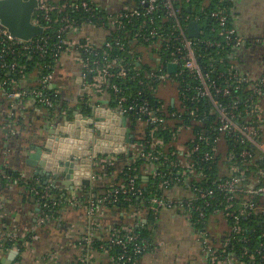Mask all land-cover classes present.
Instances as JSON below:
<instances>
[{
    "label": "built area",
    "instance_id": "obj_1",
    "mask_svg": "<svg viewBox=\"0 0 264 264\" xmlns=\"http://www.w3.org/2000/svg\"><path fill=\"white\" fill-rule=\"evenodd\" d=\"M50 1L39 0L38 11L44 12L47 25L42 26L36 14L34 22L44 29V33L51 29L53 24L60 25L59 42L54 54L56 66L52 73L39 78L38 87L31 92L18 93L13 89L8 91L6 89L9 82L7 79H0V90L12 99L28 95L37 98L45 107H52L53 102L48 90L53 91L51 86L54 84L60 61L71 57L72 62L79 67L83 84L88 86L91 92L96 96H104L109 94V91L113 92L118 104L115 112L119 116L133 118L139 123L143 122L146 127H150L152 136L159 131H169V126L171 128L179 157L178 162L169 163L170 167L167 171H170L171 176L174 174L173 170L176 171L177 177L164 181L161 186L165 187L166 191L177 186L181 187L186 195L181 199L166 195L153 197L148 200V207L144 211H148L153 216L164 209H177L187 214L198 230L207 256V264H264V111L261 106L264 97V77L258 81H252L242 75L238 69L236 62L238 50L244 47L246 42L233 24L234 0H216L215 8L206 12L205 21L211 22L209 32L214 35V39L204 41H201V37L206 32L201 17L192 14L185 15L179 0H139L138 2L124 0L121 8L115 11L106 10L91 0H66L62 6ZM205 1L207 7L209 0ZM70 7L77 11L84 10L92 17L96 16V25L89 20L79 27L76 20L64 15L66 9ZM99 9L105 10L108 16H98ZM159 11L164 12L163 23L172 20L173 25L168 33L160 31L161 28L154 17L159 14ZM139 17L149 18L150 27L142 36L148 47L141 48L143 59H138V65L143 62L153 67L149 73L145 74V77L153 84H157V87L151 85L149 89L157 94L161 101L162 106L157 109L151 106L149 100L141 99L143 91H139L135 97L127 95L122 86L136 81L143 84L139 81L140 70L131 67L125 58L115 55V51L125 50V44L122 41L116 39L107 41V37L112 36V31L121 29L124 22L131 23ZM108 22L112 26L110 31L105 29ZM192 22H198L200 25L198 38L189 37V25ZM85 29L96 30L103 36L94 42L85 33L83 35ZM65 34L69 36L64 38ZM35 39L25 42L13 38L9 31L0 24L1 68L9 72H15L18 69L17 63L11 65L6 63L9 54H13L17 47L27 52L33 49L44 52L43 41H35ZM200 42L208 48L229 49L224 60L230 66L226 70H219L214 65L210 67L203 65L201 56L196 50ZM171 64L177 66V71L174 73L168 70ZM184 74H187V79L191 82L181 87L177 79ZM89 76L92 77L90 84L88 83ZM194 82H198L195 87ZM15 83V81L12 82L13 85ZM246 85L254 89L257 100L254 102L252 96H245L242 99L244 108L240 109L238 97L245 91ZM167 86H172L175 96L169 102H164L161 91ZM54 92L56 96H60L57 91ZM188 93L191 95L187 96ZM181 96L184 101L195 102L203 99L211 104L212 114L216 118L211 129H208L202 121H198L203 124V128L199 133L194 134L191 125L183 124L185 117L192 119L197 117L199 109L189 111L182 107ZM169 105L175 109L174 112L169 111ZM226 136L232 137L243 146L239 154L236 151L228 152ZM117 143L122 144V142ZM188 143L190 148L187 146ZM204 145L210 148L209 151L203 153L202 160L205 162H213L221 151H223V160L230 161L239 158L244 162L242 165L232 166L229 176L224 180L216 181L215 188H204L197 185L198 182L205 180L207 175L196 170L191 156L203 152ZM156 146H164L163 140L155 139L152 146L153 151L149 152L141 149L140 143L138 146L135 145L133 162L138 158L147 162H157L162 157L164 164L167 163L168 157L165 158L167 154L157 151ZM125 151L127 150L123 148V152ZM177 152L174 155L177 156ZM113 157L114 154L107 157L96 156V160L93 159L94 171L92 170L91 180L101 179L100 172L114 165ZM153 175L157 177L160 172L154 168ZM3 178L22 184L38 198L44 210L58 208L64 204L63 200L53 194L54 189L59 187L54 181L44 185L42 181L29 179L24 174L8 173H5ZM136 180L132 178L126 186L111 187L107 194L99 200H95L92 195L84 202L74 196L66 200L65 204H68L69 208L80 207L87 218L86 231L81 238L84 251L80 260L81 264H116L117 260L133 261V264H139L140 258L150 250L151 244L142 240L141 235L134 232L128 225L123 226L122 229H114L112 234L105 239L108 243L124 250L117 260L107 257L106 262H99L96 260V251L92 248L103 226L99 222L100 215L103 213L101 204H117L120 194L125 196L128 202L131 201L130 195L131 197L138 196L140 199L142 193L140 189H137ZM130 218L135 220L140 217L136 211L131 213ZM49 219L50 217L40 215L38 227L45 225ZM134 225L139 226L140 224L134 222ZM212 227L218 229L219 235L210 233ZM34 233L36 232L2 231L0 233V264H4L7 255L12 252L18 253L16 259L19 257L13 264H21L20 257L31 246L30 241L39 239L36 234L30 236ZM7 243L12 246L6 248ZM130 246L132 256L127 257ZM101 248L106 250L105 246ZM105 253H108L107 250Z\"/></svg>",
    "mask_w": 264,
    "mask_h": 264
},
{
    "label": "crops",
    "instance_id": "obj_2",
    "mask_svg": "<svg viewBox=\"0 0 264 264\" xmlns=\"http://www.w3.org/2000/svg\"><path fill=\"white\" fill-rule=\"evenodd\" d=\"M53 1L57 3L60 0ZM91 1L109 11L119 10L124 2V0ZM232 18L238 34L246 42V45L238 50L236 60L238 69L250 80L258 81L264 77V0H234ZM84 33L94 42L103 36L93 29H85L83 35ZM64 60L66 61L64 71L60 75L56 89L52 90L57 91L61 97L63 94H61V89L68 88L64 93L65 98H61L69 104L70 109L81 110L84 104L92 102L96 108L115 112L114 108L110 106L111 96L109 94L96 96L82 81L76 89L72 87L76 79L74 75L79 74V67L72 62L71 57ZM79 77L82 80L80 74ZM39 80V72L36 71L16 82L12 89L18 93H28L38 87ZM86 88H89L88 94L81 97L80 92ZM174 96L173 91L165 89L161 91L164 102H169ZM261 106L264 111V97ZM49 121V113L39 105L34 97L27 95L19 99H12L7 97L4 92H0V224L3 223L4 228H8L9 231L29 233L35 231L38 234V241H35L21 255V264H81L80 260L84 251L79 243L87 227L84 211L70 210L65 212L61 218L52 221L50 225L38 227L41 214V204L38 198L22 184L3 178L5 173L24 174L29 179H38L43 182L42 178L35 176L31 170L25 169L21 163V151L29 145L35 144L40 133L44 135L49 133ZM56 124L55 121L51 123L52 127H55ZM102 124L108 129L105 123ZM115 127L114 130L119 127L125 132L127 129H131L134 136L133 143L125 141L120 143L121 145L109 143V146L101 143L103 147L112 146L114 148L116 153L113 159L116 162L118 156L135 152L134 146H138V143L145 139L146 128L130 117H128L126 126L119 123L115 124ZM5 131L9 132L5 133ZM96 135L97 140L104 142L105 138L100 137L99 133ZM104 135L107 133L105 132ZM123 148L127 151L123 152ZM98 156L107 157L110 154H98ZM153 173V166H145V169L142 170L145 183L149 182ZM91 181V185L88 187H76L74 194L64 185L57 182L55 184L72 197L82 199L100 188L101 179ZM108 182H110L109 187L122 185L121 180L118 181L117 174L112 175ZM144 184L143 187L146 186ZM165 195L181 199L186 194L181 190V187L177 186L166 191ZM137 214L143 221L150 222L152 236L151 248L140 258L139 264H207V256L198 230L183 211L164 209L153 216L148 211L138 210ZM130 216L119 209L104 210L100 215L99 222L103 226L110 227L111 230L120 225H129L132 220ZM210 230L213 235L220 233L217 228L213 229L212 227ZM10 254L5 259L6 263L10 260ZM17 259L15 258L11 264L15 263L14 261ZM96 260L104 263L108 259L107 256L96 253ZM6 263L4 262V264Z\"/></svg>",
    "mask_w": 264,
    "mask_h": 264
},
{
    "label": "trees",
    "instance_id": "obj_3",
    "mask_svg": "<svg viewBox=\"0 0 264 264\" xmlns=\"http://www.w3.org/2000/svg\"><path fill=\"white\" fill-rule=\"evenodd\" d=\"M138 2L139 0H134V2ZM51 3H56L53 0L50 1ZM66 0H60L57 1L56 4L62 6ZM205 0H179V4L183 7V13L185 15L192 14L194 16H200L202 19V22H204V30L205 35L201 37V41L208 40V39H214V35L209 32V28L211 27L210 21H205L206 12H209L213 8H215L216 0H209V4H207V7L205 6ZM138 4V3H137ZM136 4V5H137ZM135 5V6H136ZM226 5H228L226 3ZM232 3L230 4V6ZM189 8H191V11H189ZM98 16H108V13L103 10L99 9L97 11ZM64 15L69 16L71 19L76 20L79 24V27L85 25L84 23L88 22L89 20H92L94 25L97 23L96 16L92 17L91 14H88L84 10H75V8L70 7L67 8L64 12ZM159 16V17H158ZM164 16L163 11H159V14L154 16L157 19V24L161 28L160 31H164L166 33L169 32L170 28L172 27V20L168 22H162ZM36 18L40 22L42 26H46L47 23L44 20V12L38 11L36 13ZM56 18V14H55ZM151 19V18H150ZM101 26V24H100ZM85 27V26H84ZM105 29L106 31H110L111 25H109V22L106 23ZM150 27L149 18L145 17H139L137 19H134L131 23L124 22V26L121 29H117L115 31H112V36L107 37L108 40L116 39L120 40L125 44V50L115 51V55L119 56L121 58H125L126 62L131 64L130 66L133 68H138L140 70V77L139 81L143 82V84H139L136 82H128L127 85L122 86L127 95L131 97H135L139 91H143V95L141 96V99H147L150 101L151 106L154 108H159L162 106L160 99L158 98L157 94H154L150 89L151 85H154L157 87V84H153L151 80H148L145 77V74L149 73L153 67L149 66L148 64H144L143 62L138 65V59H143V52L141 51V48L148 47V44H145L142 36L146 34V30L148 31ZM60 28V25L53 24L51 29H48L45 31L44 35L35 39V41H43L45 44V50L44 52L39 50H30L29 52L22 50L21 47H17L15 49V52L13 54H9L8 58L6 59V63L9 65L13 63L18 64V69L15 72H9V70H6L4 68H1V62H0V79L2 80H8V85L6 86V89L8 91L12 90L13 84L12 82H19L23 77L26 75H29L33 72H39V78H41L44 75L52 73L54 67L56 66V58L54 57L57 43L59 42L58 38V29ZM69 35H63L64 38H67ZM45 39V41L43 40ZM197 53L199 56H201V63L205 65L206 67H210L211 65H214L219 70H226L230 65L225 62L224 58L226 57V53L229 52V49L224 50H217L213 48H208L205 46V44H202L201 42L196 47ZM177 82L179 85L186 86V84L190 83L191 81L187 79V74H184L183 76H180L177 79ZM198 84V82H194L193 86L195 87ZM1 92V90H0ZM182 92V88H181ZM54 91L48 90V94L50 95L53 106L52 107H45L43 104L39 102L37 98V102L39 105L47 110L50 114H63L64 112H73L72 109H70L69 104L62 100L60 96H56L54 94ZM111 95V102L110 106L112 108L117 109V102L116 97L114 96L113 92H108ZM191 93H188L187 96H190ZM245 96H252L253 101L256 102V94L254 92V89L250 88V85L245 86V91L238 97L239 100V107L240 109L244 108V101L242 99ZM180 100L182 102V107L186 108L187 110H197V117L188 118L185 117V121L183 122L184 125H191L193 128L194 134L199 133L202 128L203 124L199 123L198 121H202L205 126H207L208 129H211L213 127L214 123L216 122L215 116L212 114L211 111V104L207 100H196L195 102L190 101H184L182 96L180 97ZM228 102V100H226ZM84 114L88 115L90 110L87 107V104H85L83 107ZM169 111L174 112L175 109L172 107V105H169ZM141 124L146 128L145 130V139L140 143L141 149H143L145 152L153 151L152 146L154 145L155 139H162L164 142V146H156V150L159 152H163L164 154H167L165 158L168 157V162L164 164V158L161 157L160 161L157 162H147L143 160L142 158L136 159L135 162H133V152L129 155H121L117 157L116 162L113 166H108L105 170L100 172L101 177V186L98 188V192H94L91 194L95 200H99L101 197H104L108 190L111 189L110 177L112 175H116L118 177V181L121 180L122 185H128L129 181L132 178H136V184L137 189H140L142 196L140 199H138V196H132L130 195L131 201L128 202L125 200V196L120 194V200L117 204H101L102 210H114L119 209L120 211L126 212L127 214L136 212L138 210H146L148 207V200L153 197H164L166 193V188L162 187L164 181L171 180L175 177H177V172L173 170V175L171 176L167 169H169L171 162H178L179 153L176 150L175 147V140L173 137V133H171V128L169 126V131H159L155 135H151L150 127H146L143 122ZM180 125V124H179ZM155 138V139H153ZM226 144L228 147V152L236 151L237 154L241 152L243 149V146L238 144L232 137L226 136L225 138ZM187 146L190 148V144L188 143ZM203 152L200 154H193L191 156V161L195 163V167L197 171L203 172L207 175L205 180L198 182L197 185L203 186L204 188H215V182L219 181L220 179H226L229 176V170L232 166H239L242 165L244 162L240 160L239 158H234L233 160L227 161L223 160V151H221L218 154V157L215 158L213 162H205L202 160L203 153L210 150L209 146L204 145L203 146ZM177 152V156L174 155V153ZM151 165L153 168H156L160 175L155 177L154 175L150 176L149 182L145 183L143 176H142V170L145 169V166ZM145 183V184H144ZM146 185L143 187L142 185ZM172 186V185H171ZM53 194L57 196L59 199L63 200V203L58 208H49V209H43L41 208V216L47 217L50 219L48 220L47 224L45 226L50 225L52 221H55L59 218H61L65 212H68L70 210H80V207L77 208H69L68 204H65L66 200L71 196L69 195L63 188L58 187L55 188L53 191ZM90 194L83 197L80 201L84 202L86 199L91 197ZM127 218L129 216L127 215ZM129 222V220H126ZM134 222H138L140 225L136 226L134 225ZM130 224L128 226L132 227L134 232L141 235L142 240H146L148 243L151 244L152 236L150 232V222L143 221L141 218H136L135 220H131L129 222ZM124 226V225H123ZM122 225L114 228V229H122ZM114 229L110 230V227L108 226H102V230L98 232V236H96L95 241L92 244V248L96 251V253L105 255L107 257L115 258V260L118 259V257L124 253V250L116 245H112L108 243L105 239L112 234V231ZM4 230H8V228H4V224H0V233ZM38 235L37 233L30 234L31 235ZM140 239V240H141ZM38 241V240H37ZM35 243V241L31 240L30 244L32 245ZM82 244L81 242L79 243ZM12 244L7 243L6 248L11 247ZM101 246H105V249L107 250V254L105 253L106 250H103ZM132 247H129V250L127 251V257L132 256L131 254ZM24 251V250H22ZM116 264H133L132 262H126V260L118 261Z\"/></svg>",
    "mask_w": 264,
    "mask_h": 264
},
{
    "label": "water",
    "instance_id": "obj_4",
    "mask_svg": "<svg viewBox=\"0 0 264 264\" xmlns=\"http://www.w3.org/2000/svg\"><path fill=\"white\" fill-rule=\"evenodd\" d=\"M39 6V0H0V24L9 31L13 38L30 42L44 33V29L34 22ZM199 36V23H190L189 37L198 38ZM65 64V60L58 64L52 89H56ZM176 68V65L171 64L168 70L174 73L177 71ZM74 77L76 79L72 87L76 89L82 80L79 74ZM91 81L92 77L89 76L88 83L90 84ZM67 89H61V94L63 93L61 97L65 98L64 93ZM88 92L89 88H86L80 92V96L84 97ZM87 107L90 110L88 115L84 114L83 108L74 109L72 113L64 112L61 115L50 114L47 111L50 120L49 128L47 127L49 133L45 135L40 133L35 144L22 149L21 163L27 171L31 170L35 176L42 178L44 185L54 181L64 185L74 194L76 187L91 185L93 159L96 160L98 154L113 155L116 153L112 146L103 147L101 143L109 146V143L114 145L117 142H134L131 129L125 132L124 129L117 127L114 130L115 124L121 123L122 126H126L128 117H121L117 112L96 108L92 102H89ZM54 121L57 124L52 127L51 123ZM102 123H105L108 129ZM96 130L100 137L105 138L104 142L97 140ZM8 132L5 131V133ZM105 132L107 135H104ZM17 255V252H12L9 256L10 260L5 263L11 264Z\"/></svg>",
    "mask_w": 264,
    "mask_h": 264
},
{
    "label": "rangeland",
    "instance_id": "obj_5",
    "mask_svg": "<svg viewBox=\"0 0 264 264\" xmlns=\"http://www.w3.org/2000/svg\"><path fill=\"white\" fill-rule=\"evenodd\" d=\"M145 58H147V57H145ZM165 90H167V91H173L174 92V89L172 88V86H167V87H165L164 88ZM169 99H170V97L167 99L168 101H169Z\"/></svg>",
    "mask_w": 264,
    "mask_h": 264
}]
</instances>
